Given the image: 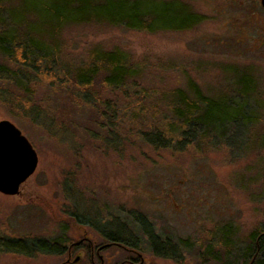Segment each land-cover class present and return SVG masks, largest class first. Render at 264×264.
Masks as SVG:
<instances>
[{
	"label": "rangeland",
	"instance_id": "obj_1",
	"mask_svg": "<svg viewBox=\"0 0 264 264\" xmlns=\"http://www.w3.org/2000/svg\"><path fill=\"white\" fill-rule=\"evenodd\" d=\"M29 1H36V9L51 3ZM151 1L186 5L199 16V24L152 34L68 27L58 36L62 60L72 67L83 64L92 51L124 53L136 71L138 88L131 86L145 98L147 123L161 122L166 114L172 118L168 109L177 92L190 99L199 90L212 100H233L246 79L255 94L248 110L252 123L245 129L232 126L225 140L195 147L188 143L174 151L141 140L130 127L129 101L100 80L88 91V100L75 103L67 94L48 96L49 91L40 90L43 114L38 119L17 116L0 104V121L21 132L38 160L19 195L0 194V264H59L57 255H27L31 251L21 246L63 236L65 245L76 240L77 214L127 224L149 253L136 228L143 220L142 230L150 227L152 234L170 238L159 264H201L203 250L210 247L206 264H215V254L224 264L231 252L220 244L226 228L229 244L240 246L264 225V12L259 0ZM92 94L99 102L113 101L118 110L111 135L100 131L99 111L87 104Z\"/></svg>",
	"mask_w": 264,
	"mask_h": 264
},
{
	"label": "trees",
	"instance_id": "obj_2",
	"mask_svg": "<svg viewBox=\"0 0 264 264\" xmlns=\"http://www.w3.org/2000/svg\"><path fill=\"white\" fill-rule=\"evenodd\" d=\"M50 2L37 4L42 7L36 9V1L21 0L19 3L16 0H0V104L15 115L27 117L32 114L35 119L41 117L43 100L37 97L40 90L49 91L48 96L56 95L57 92L67 94L74 103L88 100V91L96 80H100L103 86L113 92H121L123 98L129 101L132 106L129 111L130 127L136 128L139 138L154 147L179 151L188 143L191 147L201 144L207 146L216 138L225 140L232 126L245 129L252 123L254 117L250 118L248 110L252 108L251 99L255 94L246 79L240 81L233 100L218 102L204 96L199 90L195 91L194 99L177 92L174 106L168 109L172 118L166 114L161 122L154 120L147 123L143 121L145 98L142 91L134 89L138 88L134 80L137 78L136 71L129 65L124 53L92 51L83 64L72 67L67 66L61 58L62 45L58 36L63 29L97 25L146 34L180 32L199 24V16L188 6L151 0ZM18 9H21L20 14ZM129 81L131 84L128 85ZM126 88L131 91L129 94L124 90ZM93 99L87 104L99 111V129H106L111 135L118 110L113 101L99 102ZM96 102L101 104L94 108L93 103ZM260 135L264 145V131ZM149 136L159 140L151 141ZM144 224L143 220L138 221L139 226L136 228L139 232L144 231L141 228ZM225 232L220 244L230 247L231 252L227 254L224 264H264V225L250 234L247 244L240 246L232 242L229 244V230L226 228ZM119 239L123 240L122 237ZM65 240L63 236L57 240H39L30 244V247H21L31 251L27 255L41 252L58 256ZM169 241L168 236H162V248L170 247ZM211 248L203 250L201 264H206L204 256L212 254ZM170 253L167 255H173L174 251ZM216 255L212 256L213 261L222 264Z\"/></svg>",
	"mask_w": 264,
	"mask_h": 264
},
{
	"label": "flooded vegetation",
	"instance_id": "obj_3",
	"mask_svg": "<svg viewBox=\"0 0 264 264\" xmlns=\"http://www.w3.org/2000/svg\"><path fill=\"white\" fill-rule=\"evenodd\" d=\"M260 1L259 7L264 12ZM98 218L82 214L74 217L73 225L79 236L62 245L59 264H159L163 255L162 236L152 234L151 230L140 231L141 237L145 238L143 241L147 242L149 253H146L140 245V238L129 231L127 224L113 221L109 216L97 222ZM120 226L123 228L118 231Z\"/></svg>",
	"mask_w": 264,
	"mask_h": 264
},
{
	"label": "water",
	"instance_id": "obj_4",
	"mask_svg": "<svg viewBox=\"0 0 264 264\" xmlns=\"http://www.w3.org/2000/svg\"><path fill=\"white\" fill-rule=\"evenodd\" d=\"M260 4L264 9V0ZM37 162L35 151L21 132L10 122L0 121V194L19 195Z\"/></svg>",
	"mask_w": 264,
	"mask_h": 264
}]
</instances>
